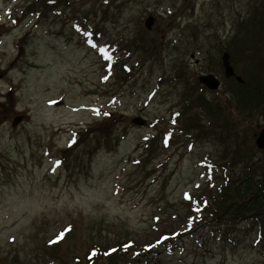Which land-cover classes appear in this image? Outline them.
I'll list each match as a JSON object with an SVG mask.
<instances>
[{
	"label": "rangeland",
	"instance_id": "rangeland-1",
	"mask_svg": "<svg viewBox=\"0 0 264 264\" xmlns=\"http://www.w3.org/2000/svg\"><path fill=\"white\" fill-rule=\"evenodd\" d=\"M33 2L0 0V264H108L86 255L125 242L120 264H264V210L198 221L208 216L201 198L229 176L240 187L246 163L258 170L248 179L262 173L254 139L264 108L231 101L220 57L243 80L264 63V36L247 41L259 24L238 32L264 0H67L38 17L26 9ZM206 73L219 90L199 85ZM106 111L121 116L96 143ZM140 116L144 127L131 123Z\"/></svg>",
	"mask_w": 264,
	"mask_h": 264
},
{
	"label": "trees",
	"instance_id": "trees-1",
	"mask_svg": "<svg viewBox=\"0 0 264 264\" xmlns=\"http://www.w3.org/2000/svg\"><path fill=\"white\" fill-rule=\"evenodd\" d=\"M57 1L61 3H65V0H36V2L29 7L28 9H34L38 11L41 8L48 9L53 5H57ZM66 4V3H65ZM251 10V9H250ZM263 16V17H262ZM257 27L256 33L252 35V37L244 38V40L252 41L250 38L255 39L256 41L261 40V37L264 36V6L254 7L253 11L251 10L245 17V19H241L238 32L242 36H248V28ZM244 41V42H247ZM264 63L254 64L251 67V71L248 74V79L244 80L242 84L235 83L232 81L227 89L230 94L231 101L236 97L237 104L241 106L242 110L257 112L261 111L264 108ZM232 80V79H230ZM200 105L202 108L207 107V111L209 114L214 115V113H218L216 107L210 101H206L205 99H200ZM118 118V115L115 113H111L107 115L103 120H101L97 125L98 129H93L90 133V137L96 142L100 143L105 139V133L102 129L105 130L106 124L113 122ZM191 129L202 130V127L191 119V123L189 125ZM165 132L162 133L164 136ZM159 141L162 142V139L159 137ZM146 146V145H145ZM150 152V146L147 145L145 147V153ZM262 168V173L257 174L258 179L251 180L248 179L250 175L249 169L254 171L256 170V163H251L248 165L246 163V170L243 172L244 181L243 184L239 187V183L237 184L234 179H230V176L224 183L217 188L215 195L209 200L212 201V205L209 210H206L209 200L201 198V211L208 216H200L202 220H213L214 222L220 221H239L241 219H247L258 217L260 212L264 210V162L260 165ZM254 216V217H252ZM208 219H207V218ZM55 246L54 244L51 245ZM121 249L118 248L115 251L109 252V254H103L100 257L106 258L108 260V264H120L118 262L119 256H115V253L119 252ZM92 254L93 258L95 256ZM88 256V255H86ZM97 258L95 262L100 261ZM80 261V259L78 258ZM87 264H92L87 258H85ZM82 264H86L83 260ZM128 264V263H127Z\"/></svg>",
	"mask_w": 264,
	"mask_h": 264
},
{
	"label": "water",
	"instance_id": "water-1",
	"mask_svg": "<svg viewBox=\"0 0 264 264\" xmlns=\"http://www.w3.org/2000/svg\"><path fill=\"white\" fill-rule=\"evenodd\" d=\"M153 24V20L152 18H148L145 21V26L150 29L151 26ZM222 64L224 67V75L226 78H230L234 75V71L233 68L230 66L229 64V56L227 53H224L222 55ZM235 80L237 82H242L240 77H236ZM198 82L204 86H206L209 90L211 91H215L218 89L220 83L219 81L211 74L208 75H200L198 77ZM19 121V118L15 119V121L13 122V124H17V122ZM132 123L142 126L145 124L144 120H141V118H135L132 120ZM255 145L258 149L263 150L264 151V127L262 128V130L260 131L258 137L255 140Z\"/></svg>",
	"mask_w": 264,
	"mask_h": 264
},
{
	"label": "snow or ice",
	"instance_id": "snow-or-ice-1",
	"mask_svg": "<svg viewBox=\"0 0 264 264\" xmlns=\"http://www.w3.org/2000/svg\"><path fill=\"white\" fill-rule=\"evenodd\" d=\"M79 30V29H78ZM92 47H96V45H91ZM101 52L103 53L104 55V58L106 60H111L112 57L108 54V50L107 49H101ZM186 199H190V197H187L186 196ZM64 238V233H61L60 236L58 237V239L56 241H53V243H58L60 240H62ZM94 255V253H93Z\"/></svg>",
	"mask_w": 264,
	"mask_h": 264
},
{
	"label": "flooded vegetation",
	"instance_id": "flooded-vegetation-1",
	"mask_svg": "<svg viewBox=\"0 0 264 264\" xmlns=\"http://www.w3.org/2000/svg\"><path fill=\"white\" fill-rule=\"evenodd\" d=\"M154 16V15H153ZM155 17V16H154ZM156 20V19H155Z\"/></svg>",
	"mask_w": 264,
	"mask_h": 264
}]
</instances>
